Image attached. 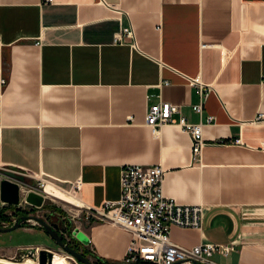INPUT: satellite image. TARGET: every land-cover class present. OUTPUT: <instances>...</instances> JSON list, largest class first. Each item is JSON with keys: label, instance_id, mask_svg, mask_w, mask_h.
Listing matches in <instances>:
<instances>
[{"label": "crops", "instance_id": "0c3cea01", "mask_svg": "<svg viewBox=\"0 0 264 264\" xmlns=\"http://www.w3.org/2000/svg\"><path fill=\"white\" fill-rule=\"evenodd\" d=\"M122 26L134 36L116 41ZM191 77L211 88L201 114L191 107L199 99ZM159 100L179 105L175 118L204 122L198 163L188 132L145 122ZM260 112L264 0H0V171L23 173L31 184L41 174L69 196L79 179L77 200L101 206L119 197L124 164H160L163 193L203 207L201 227L173 225L171 240L233 242L227 255H210L218 264H264ZM54 206L46 200L28 211L0 199L9 219ZM80 230L92 258L121 260L126 230L98 220ZM44 234L34 223L0 232V252L41 246ZM0 264L33 262L0 256Z\"/></svg>", "mask_w": 264, "mask_h": 264}, {"label": "built area", "instance_id": "2783aa9c", "mask_svg": "<svg viewBox=\"0 0 264 264\" xmlns=\"http://www.w3.org/2000/svg\"><path fill=\"white\" fill-rule=\"evenodd\" d=\"M124 36H134L130 26H122L116 32L115 40H123ZM189 82L195 87V92L199 97L196 103L191 104V107L195 112L201 114L205 99L211 88L196 77H191ZM175 113H179L178 104L168 100H159L147 107L145 122L152 130H156L164 124L175 123L182 130L188 132L191 138L192 160L198 163L201 149L206 144L202 134L204 122L188 121L181 114L175 118L173 116ZM263 115L264 113L260 112L258 117ZM213 119L212 115H208L206 122H211ZM164 172L165 170L160 164L144 167L138 163H126L120 169L119 197L117 199L105 200L101 206H92L80 201H67L68 212L70 210H74V212L72 216H68L67 212L64 211L66 213L64 216L73 220L75 215L78 219L75 226L71 228V235L75 236L74 228L80 229L83 221L98 220L119 226L130 235L123 257L119 262H115L116 264H133L138 260H147L153 264H193V261H198L200 264H218L210 258V255L214 252L227 255L234 248L233 242H199L192 246H182L171 240L170 232L173 225L201 227L203 207L200 204H181L172 197L166 196L162 191L161 185ZM48 182L63 189L40 174L36 177L34 184L30 183L31 185H24L23 188H20L19 202L16 205L28 207V211H31L44 204L36 206L25 200V193L30 189L41 193L45 199L44 202L47 199H59L45 190V185ZM80 186L81 182L79 179L73 183L74 190L80 188ZM74 190L66 191L75 196ZM57 205L60 207L58 203ZM42 213L37 215H42ZM17 216L4 223H12ZM30 221L34 224L36 223L33 220ZM60 232L65 238L64 241L68 243L72 236L62 228ZM41 247L44 246H25L22 251L26 254L30 253L37 258L38 250ZM44 248L52 251L49 247ZM65 255L71 264H81L69 252H65ZM90 258L94 261L96 256L95 258Z\"/></svg>", "mask_w": 264, "mask_h": 264}, {"label": "water", "instance_id": "95a60500", "mask_svg": "<svg viewBox=\"0 0 264 264\" xmlns=\"http://www.w3.org/2000/svg\"><path fill=\"white\" fill-rule=\"evenodd\" d=\"M0 172L3 176V178L0 179V199L7 203L17 204L20 197V184H24L26 186L31 184L26 181L25 175L23 173L17 172L13 169L4 168ZM25 200L31 204L40 206L44 203L45 199L41 193L30 189L25 193ZM43 216H45L44 213L42 215L32 213L19 214L12 223L0 224V232H8L23 224H31L33 222L29 221L33 220L44 230H46L60 247L75 256L82 264H95V262L91 260L89 256L70 246L66 241L62 240V235L57 230V224L48 222ZM73 232L80 243L88 242L86 235L80 229L74 228ZM51 256V250L41 247L38 250L37 260L39 264H53ZM193 264L200 263L198 261H193Z\"/></svg>", "mask_w": 264, "mask_h": 264}, {"label": "flooded vegetation", "instance_id": "af4514ba", "mask_svg": "<svg viewBox=\"0 0 264 264\" xmlns=\"http://www.w3.org/2000/svg\"><path fill=\"white\" fill-rule=\"evenodd\" d=\"M43 213L45 215L43 217L48 222L57 224V230H58L59 233H61L60 230L62 228L63 230L67 231L68 234L71 235V233H72L71 221H70V218L69 217L64 216L66 213L64 212L63 209H61V208L60 209L50 208V209L44 210ZM17 215H19V214H17ZM46 234L51 238L52 241H54L55 245L58 247V244L56 243V241L54 240V238H52L47 231H46ZM61 235H62V240H65V238H64V236H63L62 233H61ZM68 244L70 246L74 247L75 249L81 251V252H83L84 250H86V247L84 245H82V243H80V241L76 238V236H74V237L72 236L71 237V240L68 242ZM83 253L85 255H87L85 252H83ZM87 256L91 257V255H89V254ZM93 257L95 258V256H93ZM96 258H99V257H96Z\"/></svg>", "mask_w": 264, "mask_h": 264}, {"label": "rangeland", "instance_id": "374dc122", "mask_svg": "<svg viewBox=\"0 0 264 264\" xmlns=\"http://www.w3.org/2000/svg\"><path fill=\"white\" fill-rule=\"evenodd\" d=\"M47 202H54L55 204H59V206L65 211V212H67V215L68 216H72L73 215V212H74V210H70V212H68V206H67V203L66 202H64V201H62V200H59V199H47ZM69 213V214H68ZM76 220H78L76 217H75V215L73 216V220H71L70 219V221H71V227H74L75 226V224H76ZM4 222H7V220L6 219H4L3 221L2 220H0V224L1 223H4ZM29 222H32V221H29ZM5 224V223H4ZM35 224H38V223H35ZM27 237H30V234H27L26 235V237L25 238H27ZM42 238H38V240L40 241L39 243H41L42 245L41 246H44V247H49L50 249H52V251H54L55 253H58V254H61V256L63 255V254H65V252H67V251H65L62 247H60L59 245H58V247L55 245V243H54V241H52L51 240V238L47 235V234H44V235H42L41 236ZM16 238V237H15ZM12 241H13V239H12ZM11 242V238L10 239H8L7 237H5V239H4V242L3 243H7V244H9ZM84 244H86V242H84ZM0 256L1 257H7V258H11V259H15V260H22L24 257H27V256H32V254H26L25 252H23L22 250L20 251V252H16L15 254H13L11 257L10 256H7V255H5L4 253H2V252H0ZM32 257H34L35 258V256H32ZM81 263V262H80ZM82 264V263H81Z\"/></svg>", "mask_w": 264, "mask_h": 264}, {"label": "bare ground", "instance_id": "6f19581e", "mask_svg": "<svg viewBox=\"0 0 264 264\" xmlns=\"http://www.w3.org/2000/svg\"><path fill=\"white\" fill-rule=\"evenodd\" d=\"M45 190H47L50 194H52V195H55V196H57L60 200H62V201H65V202H76V201H78L77 200V198L75 197V196H69V195H67V194H65V193H63L62 192V190H60V189H58L57 187H55V186H53V185H51V184H46L45 185ZM14 205V204H13ZM52 263L53 264H71L69 261H68V259H67V257H66V255L65 254H63L62 256H61V254H58V253H55L54 251L52 252ZM38 260H37V258L35 257H32V262H33V264H35L36 262H37ZM96 261V260H95ZM94 261V262H95ZM98 262V261H97Z\"/></svg>", "mask_w": 264, "mask_h": 264}, {"label": "trees", "instance_id": "16d2710c", "mask_svg": "<svg viewBox=\"0 0 264 264\" xmlns=\"http://www.w3.org/2000/svg\"><path fill=\"white\" fill-rule=\"evenodd\" d=\"M54 207L60 209V207H56V206H54ZM18 211H22V209L21 208H15L14 213H17ZM4 219L9 220V215L0 212V220H4ZM23 225H28V224H23ZM83 252H85L87 255L88 254L91 255L90 251L87 249L84 250ZM95 260H94L95 264H104V263L116 264L115 262H111L109 260H102L101 258H95ZM133 264H153V263L150 261H147V260H138Z\"/></svg>", "mask_w": 264, "mask_h": 264}]
</instances>
